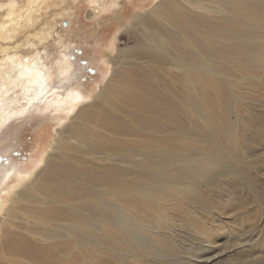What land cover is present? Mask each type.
Segmentation results:
<instances>
[{"label":"bare ground","instance_id":"obj_1","mask_svg":"<svg viewBox=\"0 0 264 264\" xmlns=\"http://www.w3.org/2000/svg\"><path fill=\"white\" fill-rule=\"evenodd\" d=\"M155 1L150 13L132 23L141 28L146 42L142 45L131 37V46L110 55V74L90 102L66 83L72 64L65 54L55 65L57 84L51 82L39 51L25 56L6 51L0 58V132L9 120L19 118L36 103L44 102V110L68 105L67 114L72 113L68 122H59L49 150L22 176L24 181L12 184L5 198L0 196V264H111L110 252L127 264H206L185 257L181 239L189 238L187 230L206 234L209 227H215L210 213L214 211L208 204L224 183L222 177H240L243 186L251 189L242 177V165L237 170L220 166L198 173H184L178 165H170L166 159L171 155L164 153L168 143L164 139L170 134L162 126L158 131L148 117L139 116L146 102L161 99L162 89H174L170 87L173 81L183 85L182 89L178 84L177 102L189 98L182 93L188 78L193 83L197 75L205 76L200 71L209 65L198 64L204 54L198 50L191 54L188 46L199 47L201 31L207 44L217 41L215 36L226 27L212 26L210 21L224 16L218 9L228 13L232 0ZM9 5L6 21H0L1 35L8 27L15 31L18 24L32 18L31 8L23 13ZM171 5L178 10L172 21L179 33L176 46L169 45L176 51L168 52L160 21L150 16L159 9L170 12ZM238 11L246 19L257 20ZM147 67L153 72H147ZM165 77L171 79L167 86L154 81ZM196 95L205 101L204 95ZM13 171L2 170L0 182ZM195 175L198 178L191 180ZM154 177H161V186L154 187ZM249 209L245 204L240 208L242 214Z\"/></svg>","mask_w":264,"mask_h":264},{"label":"rangeland","instance_id":"obj_2","mask_svg":"<svg viewBox=\"0 0 264 264\" xmlns=\"http://www.w3.org/2000/svg\"><path fill=\"white\" fill-rule=\"evenodd\" d=\"M11 3L23 13L31 8L32 18L18 24L15 31L10 26L0 34V58L6 51L22 56L39 51L49 68L51 82L57 84L55 65L65 54L72 64L66 83L88 96L90 102V96L110 74V55L114 57L119 49L131 46V37L139 39V44L146 42L141 28L132 23L136 17L144 18L150 13L156 1L0 0V21H6ZM171 6L170 12L159 9L155 16H150L152 21H160L168 52L176 51L169 49V45L173 42L176 46L174 41L179 33L172 21L178 10ZM228 8L226 14L218 9L224 16L210 21L212 26L226 27L215 36L217 41L212 46L205 42L202 31L199 47L188 46L191 54L197 50L204 54L198 64L209 65L206 71H200L205 76L197 75L193 83L188 78L187 89L182 93H188L189 98L177 102L178 84L182 89L183 85L173 81L174 86L170 83V87L174 89H162L161 99L146 102V110L139 116L148 117L158 131H162V126L170 134L164 139L168 142L164 144V153L171 155L166 159L170 165H178L184 173L220 166L237 170L242 165V177L251 185L248 190L240 177H222L224 183L215 189L216 197L208 204L214 211L210 213L214 214L215 227H209L206 234L187 230L189 238L181 239L183 255L206 264H264V0H232ZM239 9L257 20L246 19ZM190 30L197 33L191 26ZM151 68L147 67V72L152 73ZM173 71L177 76L174 68ZM246 76L255 80L247 81ZM154 81L167 86L171 79ZM194 92L204 95L205 101ZM44 106V102L36 103L19 118L9 120L0 132V175L5 168L15 170L0 182L1 198L8 195L12 184L24 181L22 176L46 155L59 122H68L72 114H67L68 105L59 110H44ZM196 178L195 175L191 180ZM151 182L154 187L163 183L161 177H154ZM218 198H222L219 203ZM244 204L250 209L242 214L240 208ZM110 253L111 264L128 263Z\"/></svg>","mask_w":264,"mask_h":264}]
</instances>
